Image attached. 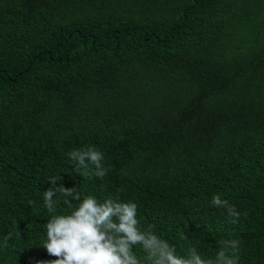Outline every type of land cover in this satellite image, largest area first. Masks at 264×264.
Here are the masks:
<instances>
[{
	"label": "trees",
	"instance_id": "1",
	"mask_svg": "<svg viewBox=\"0 0 264 264\" xmlns=\"http://www.w3.org/2000/svg\"><path fill=\"white\" fill-rule=\"evenodd\" d=\"M86 146L103 178L74 170ZM53 176L136 203L180 255L237 238L264 264V0H0V264L57 259L44 225L77 202L47 211Z\"/></svg>",
	"mask_w": 264,
	"mask_h": 264
},
{
	"label": "clouds",
	"instance_id": "2",
	"mask_svg": "<svg viewBox=\"0 0 264 264\" xmlns=\"http://www.w3.org/2000/svg\"><path fill=\"white\" fill-rule=\"evenodd\" d=\"M68 157L82 176L103 178L107 174L108 169L102 164L104 154L94 147L75 149ZM90 165L94 166V172H89ZM121 173L127 175L124 170ZM62 179V176L49 178L51 187L43 193L47 211L54 213L61 202L69 209L74 201L77 206L68 214L53 215L44 225V248L57 258L51 264H142L136 246L146 254L150 264H240L241 242L237 238L221 239L214 259L202 255L195 246H189L187 254L180 255L176 246L155 233L154 225L141 226L136 203L118 198L101 201L93 195L82 198L77 187L65 188ZM211 203L213 207L226 209L231 222L238 223L240 213L226 199L215 195ZM9 239L10 236L5 237L4 247ZM180 239L188 237L181 233Z\"/></svg>",
	"mask_w": 264,
	"mask_h": 264
}]
</instances>
